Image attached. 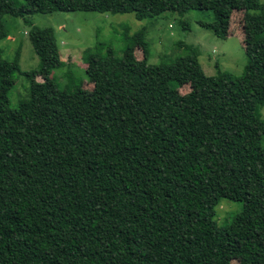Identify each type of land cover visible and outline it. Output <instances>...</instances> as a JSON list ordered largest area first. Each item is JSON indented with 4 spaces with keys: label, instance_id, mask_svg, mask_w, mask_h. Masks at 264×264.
<instances>
[{
    "label": "trees",
    "instance_id": "trees-1",
    "mask_svg": "<svg viewBox=\"0 0 264 264\" xmlns=\"http://www.w3.org/2000/svg\"><path fill=\"white\" fill-rule=\"evenodd\" d=\"M192 10L213 12L200 24L218 38L242 37L241 76L207 75L193 45L152 64L146 29L124 25L121 55L108 43L88 50L93 89L71 76L63 87L55 30L32 25L39 67L29 76L43 80L12 108L20 52L9 60L0 48V264H264V3L0 0V41L6 15ZM222 199L243 204L225 225Z\"/></svg>",
    "mask_w": 264,
    "mask_h": 264
},
{
    "label": "rangeland",
    "instance_id": "rangeland-1",
    "mask_svg": "<svg viewBox=\"0 0 264 264\" xmlns=\"http://www.w3.org/2000/svg\"><path fill=\"white\" fill-rule=\"evenodd\" d=\"M264 3V0H259ZM243 12L237 11L233 16V28L238 33L243 29ZM10 31V37L0 41L4 57L13 60L17 50L20 52L22 74H16L13 88L10 91V104L17 108L20 101L28 99L31 86L43 79L30 77L29 72L39 67V58L34 50L29 31L32 25L50 27L55 30L64 65L56 69L52 76L59 86L68 85V77L76 83H82L86 89H93V84L86 83V55L97 43L112 44L118 55L123 49L124 25L131 27V33L145 28L150 43L148 61L159 64L163 56L177 57L187 45L198 46L200 61L207 75L221 70L239 77L244 73L247 55L242 37L232 31L226 39L218 38L210 29L202 27L201 21L213 22L214 14L209 10H192L184 16L167 11L157 17L138 20L134 13L111 14L97 11H55L52 13H34L25 17H4ZM185 21V27L181 20ZM139 59L144 57L142 49L136 50ZM191 90L190 85L183 86L181 93ZM264 118V107L261 110ZM241 202L222 199L216 209V220L220 225L228 224L235 214L242 210ZM233 264H237L234 260Z\"/></svg>",
    "mask_w": 264,
    "mask_h": 264
}]
</instances>
